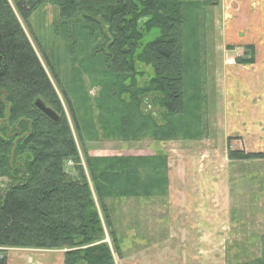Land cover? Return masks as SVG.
Masks as SVG:
<instances>
[{
  "label": "trees",
  "instance_id": "trees-1",
  "mask_svg": "<svg viewBox=\"0 0 264 264\" xmlns=\"http://www.w3.org/2000/svg\"><path fill=\"white\" fill-rule=\"evenodd\" d=\"M47 4L58 11L52 31L63 40L75 68L100 73L93 75L100 98L87 104L85 97L82 111L29 27L32 14ZM208 4L0 0V264H7L1 248L63 250V264H115L120 259L107 200L166 194L167 156H93L86 139L97 129L125 140L203 137L206 50L200 11ZM152 29H157L155 37L141 44ZM242 49L235 62L254 64L255 47ZM147 96L152 99L145 109ZM36 100L58 119L38 109ZM227 157L264 159V151L228 146ZM235 264H264V247L257 260Z\"/></svg>",
  "mask_w": 264,
  "mask_h": 264
},
{
  "label": "rangeland",
  "instance_id": "rangeland-1",
  "mask_svg": "<svg viewBox=\"0 0 264 264\" xmlns=\"http://www.w3.org/2000/svg\"><path fill=\"white\" fill-rule=\"evenodd\" d=\"M209 2L210 4L205 7V10L200 11L201 22L204 25L206 50L204 56L206 100L203 106L205 125L203 137L194 140L178 137L161 142L149 137L125 140L121 137L104 136L100 129H97L89 132L86 147L89 154L93 156L167 153L170 158L171 174L181 171L180 174H182V178L185 177V183L186 178L190 179L189 173L192 174L193 171L196 174L197 172L198 178L200 177L198 184L206 187L205 190L200 191L202 197L197 198L200 206L197 207L188 202L182 212L187 215L196 210V215L204 218L206 210L216 206L215 211L212 209L211 216H214L215 213L218 219L217 232L228 234L225 245L228 249L226 259L228 264H235L236 262L255 261L262 255L264 247V159L244 161L229 160L227 157L228 146L231 149L243 148L245 150L239 137L240 128L231 133V129L227 127L226 115H229L230 118V115H234L233 111L227 110L229 108V104H227L229 97H226V88L229 82L227 77L245 75L246 71L248 73L256 71L257 67L253 64L250 66L237 64L235 58L241 55L244 45L233 44L225 40L223 36L222 22L226 19L227 4L236 8L238 7L236 4L243 6L241 2H246V0L241 2L240 0H230L226 6L225 1H223V5L218 0H209ZM241 10L246 11L244 8ZM57 14L58 11L55 7L49 4L41 6L30 17L29 27L36 38L34 39L36 45L46 53L61 82L72 90L75 106L82 111L84 106L82 101L85 97L89 98L87 104H95V99L100 98V85L93 79V75L96 77L100 73L78 71L75 68L76 62L74 63L68 56L63 40L53 34L52 23ZM156 33L157 29H152L143 36L140 43L144 44L151 40ZM35 43L34 46L45 65ZM256 59L255 55L254 63H256ZM80 60H83V57H80ZM145 70L150 73L149 68H145ZM145 77L146 75L143 80ZM87 98L84 100L85 103ZM151 99L152 96L144 98L143 108H148ZM88 110L90 111V109ZM149 110L158 114L157 107L151 106ZM92 111L93 113L96 111L93 106ZM156 118H158L157 115ZM67 169L70 172V163L67 164ZM182 171H185V176ZM204 173H215L216 175L213 179L209 176L210 174L203 176ZM177 179L175 183L180 182V178ZM213 180L216 182L215 184H212ZM153 200H161L162 203ZM122 201L119 199L112 203L111 218L120 241L121 253L124 252L125 255L158 243V239L169 231L171 222L182 221V219L189 222L188 219L192 218L177 216L175 214L177 207L175 205L171 207L169 198L166 197L150 199L149 201H153V203L149 205H145V202L141 203L139 207H141L142 214L138 211L134 212L137 206L134 205L135 207L131 209L130 203L126 202L127 199L124 200L125 202L123 201L124 203ZM144 205L147 207L144 208ZM211 218L215 220V217ZM54 251L50 255H56L59 258L63 256V250ZM118 260H115V264Z\"/></svg>",
  "mask_w": 264,
  "mask_h": 264
},
{
  "label": "crops",
  "instance_id": "crops-1",
  "mask_svg": "<svg viewBox=\"0 0 264 264\" xmlns=\"http://www.w3.org/2000/svg\"><path fill=\"white\" fill-rule=\"evenodd\" d=\"M218 1H221L222 5L223 1H225L224 4L226 6L230 0ZM241 3L243 6L236 4L238 5L236 8L227 4L226 19L222 22L223 36L225 40L233 44H252L255 47L257 57L256 63L253 65H256L257 70L250 71V73L246 71L245 75L227 77L229 79L228 87L226 88V97H229V101L226 100L227 104H229L227 110L233 111L234 115H230L231 118L226 115V121H228L227 127L231 129V133L238 131L240 128L239 137L246 151H264V0H246V2ZM242 8L246 11H242ZM227 112L229 113V111ZM166 156L168 180L166 194L154 197L108 199L110 212L112 203L119 199L123 201L127 199L126 202L131 205L130 208L137 206L134 212L138 211L142 214L140 211L141 207H139L141 203L145 202V205L152 204L153 201L162 203L161 200H149L166 197L169 198L171 207L174 205L177 207V213H175L177 216L180 217L182 215L192 218L188 219L189 222L183 219L182 221L171 222L169 231L158 239V243L152 247H145L130 253L127 252L129 253L127 255L122 252L120 259L116 263L228 264L226 259L228 249L225 247L228 234L225 235L221 231L217 232L216 224H218V219L215 213L214 216H211L212 209L215 211L216 206L206 210L204 218L198 217L196 210L189 212L187 215L182 212L184 207H187L188 202L193 203L194 206H200L197 198L202 197L200 191L205 190L206 187L198 184L200 177L198 178L197 172L196 174L193 171L192 174L189 173L188 177L190 179L186 178V183L184 182L185 177L182 178V174H180L181 171L180 173L177 171V174H171L170 158L167 153ZM182 173L185 176V171H182ZM208 174L210 173H204L203 176H208ZM214 175L216 174L212 173L209 176L214 179ZM178 177L180 182L175 183ZM215 183L213 180L212 184ZM123 201L122 203L125 202ZM145 205L144 208L147 207ZM211 217H215V220ZM1 249L4 250L7 264H59V262L63 264V256L59 258L56 255H50L55 252L54 250L33 248Z\"/></svg>",
  "mask_w": 264,
  "mask_h": 264
},
{
  "label": "water",
  "instance_id": "water-1",
  "mask_svg": "<svg viewBox=\"0 0 264 264\" xmlns=\"http://www.w3.org/2000/svg\"><path fill=\"white\" fill-rule=\"evenodd\" d=\"M35 106L40 109L45 115H47L49 118H51L52 120H57L58 119V115L57 113L52 110L49 107H46L41 101L36 100L35 101ZM108 240V238H107Z\"/></svg>",
  "mask_w": 264,
  "mask_h": 264
}]
</instances>
